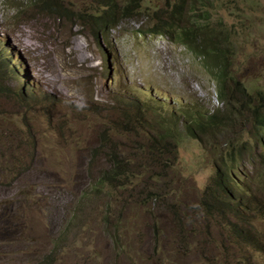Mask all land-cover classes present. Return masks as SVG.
<instances>
[{"label": "rangeland", "instance_id": "obj_1", "mask_svg": "<svg viewBox=\"0 0 264 264\" xmlns=\"http://www.w3.org/2000/svg\"><path fill=\"white\" fill-rule=\"evenodd\" d=\"M139 1V18L122 20L104 45L63 16V7L71 16L99 11L97 0H56L59 16L39 14L34 1L0 0V264H264V148L242 102L223 136L207 129L204 143L166 122L173 153L160 158L150 147L164 132L154 125L173 110L223 106L188 44L150 32L167 0ZM197 1L210 28L228 32L230 75L247 86L246 105H258L264 0ZM145 106L153 110L139 124ZM235 132L245 146L232 177L261 203L263 214L244 226L258 244L230 234L242 218L215 200L222 190L204 200ZM113 153L123 175L102 182Z\"/></svg>", "mask_w": 264, "mask_h": 264}, {"label": "trees", "instance_id": "obj_2", "mask_svg": "<svg viewBox=\"0 0 264 264\" xmlns=\"http://www.w3.org/2000/svg\"><path fill=\"white\" fill-rule=\"evenodd\" d=\"M34 1V8L39 9V14L45 15H60L62 8H53L56 4V0H29ZM99 8L93 12L83 14L81 11L74 16L69 15L68 8L63 7V16L67 19L74 18L82 26H86L88 32L97 40L102 41L104 45L109 43V32L115 27L119 26L120 22L124 19H138L140 12L143 10L139 0H97ZM33 8V9H34ZM207 4L196 0H167L165 8H157L154 11L152 21L153 27L150 32L157 34H178L179 38L186 42L194 53L195 57L201 58L200 63L207 75L215 83L218 107L212 109V111H202L199 105L189 106L186 110L174 111L170 114L169 118H162L156 122L155 127L164 126V132L157 135V140L150 139V147L157 148V156L162 157L163 154H172L169 146L172 143H167L169 139L174 138V135L168 133L169 125L166 122H170L173 129H177L179 124L187 130L188 134L206 142L207 134L206 130L210 131V137L214 139L216 136H223L228 127L232 125V129L236 126L235 119H237V109L234 107L236 102H242L243 108L247 109L250 114V118L255 125L257 133L254 138L257 145H261L264 148V93L259 92L254 94L255 103H259L256 106L251 107L246 105L249 101L250 94L247 92V86L241 81L233 79L230 75V61L229 55L231 50L229 49V43H232L228 36V32L224 31V28L218 32H215L210 27L209 17L206 10ZM25 13L18 8L16 13ZM148 17L147 15H145ZM87 20L88 22H85ZM137 33H143L142 30ZM25 90L23 91V95ZM252 102V103H254ZM129 104V103H128ZM130 105L137 106L134 103ZM139 111L135 113L138 121L141 123L143 120L146 122V112L152 111V107L145 106L139 107ZM221 111V112H220ZM178 112V113H177ZM239 113V111H238ZM126 114V111H123ZM183 114V119L180 117ZM233 122L231 123V121ZM216 134V135H215ZM235 133H231V137H228L225 141L224 147L221 149L219 160L216 162L215 179L212 180V187H207L204 190V200L213 195H218L219 191L223 193L219 194L222 200H215L222 202L227 208L236 216L240 215L242 223H231V233L236 232V240H242L247 243L256 242L251 228L244 227L245 224L251 219H258L263 214L257 204H261L254 200L249 191L238 190L233 180V172L240 166L242 161V149L243 147L236 145L241 143L240 137ZM176 140V138L174 139ZM172 142V141H170ZM103 139H101V145ZM169 145V146H168ZM173 145V144H172ZM115 148V149H114ZM110 150H116V145L110 143ZM115 152V151H113ZM262 157V156H261ZM109 169L105 170L101 176L102 182L107 180L116 179L123 175L125 162L113 153L109 155ZM100 179V180H101ZM254 210H257L255 212ZM257 214V215H256ZM264 220V216L262 217ZM237 243V242H236Z\"/></svg>", "mask_w": 264, "mask_h": 264}, {"label": "clouds", "instance_id": "obj_3", "mask_svg": "<svg viewBox=\"0 0 264 264\" xmlns=\"http://www.w3.org/2000/svg\"><path fill=\"white\" fill-rule=\"evenodd\" d=\"M23 91H24V90H22V89L20 90V92H23ZM26 92H27V90L25 89V93H26Z\"/></svg>", "mask_w": 264, "mask_h": 264}]
</instances>
